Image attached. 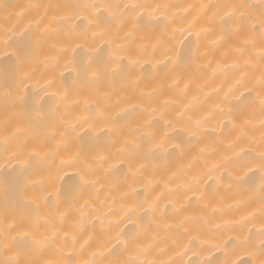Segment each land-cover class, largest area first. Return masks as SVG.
<instances>
[{"label":"snow or ice","instance_id":"1","mask_svg":"<svg viewBox=\"0 0 264 264\" xmlns=\"http://www.w3.org/2000/svg\"><path fill=\"white\" fill-rule=\"evenodd\" d=\"M76 9L94 17L88 23L96 29L109 25L92 37L115 47L107 57L93 49L74 58L73 91L87 92L82 105L65 92L59 105L43 111L29 103L28 88L41 65L55 68L67 56L78 27L67 13ZM142 29L154 33L155 42L133 46ZM0 74L7 85L0 123V264H214L204 256L201 237L210 231L205 214L218 211L209 181L225 178L233 201L228 207L248 212L249 221L258 214L264 237V0H0ZM16 103L24 111L13 112ZM245 143L258 154L241 147ZM177 159L182 163L174 166ZM116 161L146 182L139 203L113 188L99 198ZM69 168L75 182L65 195L56 182ZM193 203L200 205L195 216ZM140 210L157 220L171 211L178 223L164 229L167 235H160L159 224L152 233ZM89 221H98L100 231L93 224L87 233ZM193 221L200 226L187 227ZM53 245L70 254L44 259Z\"/></svg>","mask_w":264,"mask_h":264},{"label":"bare ground","instance_id":"2","mask_svg":"<svg viewBox=\"0 0 264 264\" xmlns=\"http://www.w3.org/2000/svg\"><path fill=\"white\" fill-rule=\"evenodd\" d=\"M10 2L18 3H30L39 2L42 4H90V3H104L105 0H10ZM147 2H159V0H147ZM166 2H183V3H201L208 2V0H166ZM216 2V0H213ZM231 2H244V0H231ZM247 3L257 4L259 0H247ZM78 13V14H74ZM72 17V24L77 25V30L74 33L73 42L69 46V51L67 56L60 60L59 64L55 68L45 69L43 65L38 69L35 78L31 81L28 88V100L30 104H34L36 107H41L43 111H47L49 107H55L61 103L60 97L65 93L69 92L71 96V101H80L83 104L84 99L87 96V92L83 94H76L73 91V82L76 78L75 66L73 64L74 58H81L85 53L95 50L100 51V55L109 56L115 44L111 41L104 40H93V31H104L109 27L107 24H101L98 29L89 25V19H94L87 14L84 9L69 10L67 13ZM83 21V23H81ZM123 34H121L122 36ZM156 35L148 30H140L137 33V40L133 44H138L140 42L153 43L155 42ZM176 49L179 51L181 45L176 44ZM47 71V75L43 79L40 78V73ZM189 71L195 72L196 69L192 68ZM139 74V70H137ZM222 77L217 80V85ZM39 80V84L37 83ZM51 81L50 87L41 86L47 85ZM203 83V80L201 81ZM212 85L206 91H210L211 87L217 86ZM7 89L4 77L0 74V123L3 121L4 113V92ZM21 95H24V91L21 90ZM11 104V101H10ZM13 112L24 111L23 106L19 103L12 105ZM61 111L63 109L61 108ZM40 131V129H38ZM258 135V133H257ZM241 147L248 151H254V154H258L259 149L255 146H249L246 143L242 144ZM182 163L179 159L173 161L174 166H179ZM186 163V162H183ZM116 165L111 171L112 175L108 176L106 179H102L101 183L104 185V190L99 192V198L101 200L107 195L108 189H118L114 191V194L119 196L123 193H128L131 203H139L144 199L145 193L148 191L146 182H140L135 179L132 172L129 170L127 163L119 164L118 161L114 162ZM5 166L2 161H0V174H3ZM229 171L231 168L229 167ZM150 174H146V179ZM103 177V173H101ZM160 174L158 173L155 177L156 180H160ZM75 182V171L71 168L67 169L65 172L61 173V178L57 180L56 187L60 192L67 195V189L70 185ZM229 181L227 178L222 183L215 184L209 181L211 187L208 189L209 195H213V188L217 191L215 193L216 199L213 200V206L218 209L215 216H211V210H209L205 216L206 218L211 217L210 224L208 227L210 231H207L205 236L201 239L206 240L207 243L204 248V256L206 258H211L214 264H259V254H260V244L261 240L264 239L260 235V219L259 215L255 220L249 221L247 219L248 212L243 211L239 208H229L228 205L232 204L233 201L229 199V193L225 191V187ZM97 188L101 185L97 184ZM159 191V188L157 189ZM234 191V189H233ZM223 197V201L220 202L219 198ZM258 204V198L256 200ZM199 204L193 203L190 206V213L195 216L199 211ZM63 210V209H62ZM138 215L143 217L141 221L146 227H148L152 233L157 231V224L160 225V235H167L164 231L169 224L175 225L178 221L173 217V213L169 211L166 218H160L157 220L153 217L151 211L140 210ZM73 220L66 222L67 224L72 223ZM93 224H95V231H100V223L98 221H89L85 224V230L87 233L93 231ZM127 224V222H125ZM125 224L121 225V228L125 227ZM216 225H221L220 228H216ZM255 225V226H253ZM199 221H193L187 227L197 228L199 227ZM183 230V229H181ZM187 244V240H184ZM56 245L51 246L44 254V259L61 261L68 257L70 254V249L65 248L63 253L56 251ZM4 253L0 250V259L4 257ZM190 255V254H189ZM78 256H73V259H79ZM188 257H185L187 260Z\"/></svg>","mask_w":264,"mask_h":264}]
</instances>
